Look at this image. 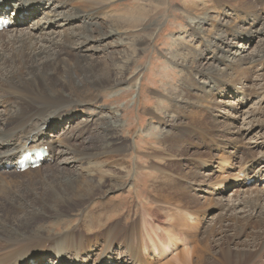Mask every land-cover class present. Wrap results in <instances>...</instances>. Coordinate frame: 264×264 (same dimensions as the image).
Returning <instances> with one entry per match:
<instances>
[{
	"label": "bare ground",
	"instance_id": "obj_1",
	"mask_svg": "<svg viewBox=\"0 0 264 264\" xmlns=\"http://www.w3.org/2000/svg\"><path fill=\"white\" fill-rule=\"evenodd\" d=\"M239 3L241 7L252 4L250 0H239ZM106 5L104 0H0V18L11 21L10 27L0 30L1 188L4 185H10L17 190L21 189L22 186L15 181L19 178L27 191L33 190L37 195L36 190L39 187L37 179L39 178L48 180L51 190L56 194L54 197L58 200L67 203L79 200L89 195V189L95 178L97 185L101 183V179L97 178V174L103 172L98 168L100 162H94L91 159L125 150L123 143L115 146L118 138L105 132L108 124L110 127L119 126L118 113L115 109L107 110L108 114L105 118L108 124L99 125L100 142L98 144L87 145L85 140L87 137L79 141L77 134L75 138L73 137V142L64 143L60 135L70 130L72 126L65 125L62 133L56 132L64 119H69L68 121L71 122L70 114L74 110L73 108L61 109L62 104L68 102L67 105L71 104V107L88 106L99 98L101 90L122 81L120 77H116L122 74L123 66L111 72L110 63L113 64L114 58L113 55L108 56L105 52L115 45L112 40L124 31L123 26H115L117 24L115 22L105 30L103 28L105 24L94 21L96 15L105 11ZM255 14L249 22L244 21L246 27L241 34L250 35L245 34L247 38H242L244 41L239 39L242 41L239 43L234 38L242 35L233 36L231 40L227 37L229 32L238 33L241 29L238 27L240 24L233 22L232 18H221L219 14V18H215V23L210 22L214 29L209 30L211 38L206 40L203 48L207 57L203 59L197 54L198 56L194 55L192 60L195 75H205L202 77L203 80L199 81L201 92L205 96L214 94L210 91L213 86L217 87L216 83L219 87L226 86V77L231 74V70H243V65L246 64L260 70L264 68V66L260 67L261 64L264 65V10ZM201 25L198 28H201L199 30L203 32ZM253 31L255 34H252ZM253 42L257 45L255 49L251 46ZM196 52L199 53V51ZM205 65L206 69L202 70ZM244 69L248 70V67ZM257 77H260V80L264 79V72ZM244 80L248 81L249 76L244 77ZM248 88L253 89L250 86ZM250 97L253 96L250 94ZM204 105L207 106V102ZM249 114L242 125L241 121L233 124L218 120L210 123L205 120L202 126L208 130L203 132L208 133L206 135L208 149L205 156L201 158V162L203 166L210 167L214 161H217L214 173L223 174L216 175L215 182L212 178L214 173L211 171L207 174L202 173L204 177L201 180H197L201 173L191 171L192 175L190 174L193 181L202 185L197 190L199 192L207 190L206 188L211 184L215 186L214 190L218 191L217 194L231 191L226 202H222L221 197L217 198L214 190L208 193V199L206 198L208 201L214 199L218 207H223L217 214L222 218L219 220L218 238L214 240L216 244L222 241L227 242V245L231 243L227 239L228 229L238 227L240 230H236L233 236L237 238L247 233V228L253 225L247 234V240H244L247 246H242L243 241H240V249L220 248V254L226 259L224 262L219 260L217 264H258L264 257L262 256L264 253V188H249L250 185L252 186L249 180L251 178L255 180L258 173L264 170V108L254 109ZM97 117L88 113L81 119L72 117V121L77 119L75 125L77 124L84 131L86 128L89 129L87 126L95 122ZM163 128H166L165 133L168 137L175 138L172 144L181 143L185 136L191 134L190 130L183 133L167 125ZM210 129H217V131L213 134L209 132ZM248 136L250 141L253 138L260 139L263 150L256 151L251 145H247L248 143L245 144ZM215 137L218 141H213ZM209 141L212 143L210 144ZM217 146L220 149L224 148L226 152L233 153L239 159L238 167L234 172L225 170L227 167L231 168L234 162L232 158L213 154L212 150ZM39 147L47 151V156L36 166L19 171L18 165L22 154ZM253 160L258 162L257 167H254ZM67 166L74 169L67 171ZM25 172L26 174L22 175ZM84 177L87 178L84 179ZM59 179L74 180L71 186L75 182L80 185L69 194L66 189H60L56 183ZM239 180L240 188H234L236 186L232 184V181L239 183ZM1 197L4 198V203L0 201V264H39L41 261L45 264H88L91 261L93 264H149L148 256L151 259L157 258L151 253L152 251L148 250L149 236L143 238L145 232L152 227L151 222L158 220L156 216H149V219L141 218V221L131 216L126 218L124 223L121 219L116 220L111 230L98 232L96 224H93L97 222L98 215L89 212L82 215V226L79 228L74 227L75 223L69 218L58 216L52 222L53 228L56 229L59 224L66 223L63 230L54 231L51 234L39 230L32 232L27 227L33 221L34 215L32 217L29 214L31 212L27 211L26 204L21 203L15 194L7 195L4 190H0ZM200 197L197 194L192 197L194 202L190 200L194 203V209L205 206V200L201 202ZM106 209L108 205L104 206L105 212H108ZM192 210L187 209L185 204H178L174 215L177 224L184 227L187 244L190 243L191 237L194 238L192 235L198 232V224L195 223L199 222L198 216ZM38 211L40 212L37 210V213ZM180 215L181 219H179ZM177 224L171 223L170 229L172 228L175 232L178 229ZM118 230L122 231L120 237L116 233ZM52 236H58V239H49ZM168 238L171 242L173 241L171 236ZM51 239L54 241L50 242ZM196 243L199 245L198 240ZM197 245L186 246L176 253L175 258L183 264H207L201 258L206 249H202L199 254ZM207 249L211 256L217 253L210 251V247ZM149 252L150 255H148ZM193 257H196L198 262H195Z\"/></svg>",
	"mask_w": 264,
	"mask_h": 264
},
{
	"label": "rangeland",
	"instance_id": "obj_2",
	"mask_svg": "<svg viewBox=\"0 0 264 264\" xmlns=\"http://www.w3.org/2000/svg\"><path fill=\"white\" fill-rule=\"evenodd\" d=\"M250 2L252 4L241 7L239 0H104V3L107 4L105 11L96 15L94 21L105 24V26L103 25L105 30L115 22L117 23L115 26H123L124 31L112 40L115 45L105 52L106 55H113L114 58L113 64L110 63L111 72L113 69L116 71L119 70L118 67L123 66L122 74L116 77H120L122 81L101 90L99 98L89 104V107H71V104L67 105L68 102L62 104L61 109H74L70 114L72 117L81 119L89 113V115L101 116V119L97 117L95 122L87 126L89 129L86 128L84 131L77 124L75 125L77 119V121H72L71 117V122L68 121L69 119H64L56 132L59 134L65 125L72 126L73 129L71 128L60 135L64 143L73 142V137L75 138L77 134L79 141L87 137L85 139L87 145L98 144L100 142L99 125L106 124L105 115L108 114V111L115 109L118 113L117 123L119 126L110 127L107 123L105 132L118 138L115 141V146L123 143L125 150L92 158L91 161L100 162L98 168L103 172L97 174V178L101 179V183L97 185L95 178L87 197L69 203L54 197L56 194L51 190L48 180L37 179L39 180L37 195L33 190L27 191L19 178L15 181L22 186L21 189L17 190L10 185L0 187V190L6 191L7 195L15 194L21 203L26 204L27 211L31 212L29 214L32 217L34 215L35 218L33 217V221L27 227L31 229L30 231L39 230L51 234L54 231L63 230L66 223L59 224L56 229L53 228L52 222L58 216L69 218L77 224L73 226L79 228L82 226V215L94 212L96 216L98 215V220L93 224H96V230L98 229L100 232L101 230H111L116 220L121 219L124 223L126 218L133 216L135 220L141 221V218L149 219V216L153 215L158 220L155 219L152 221L153 223L151 222L152 227L145 232L143 237L149 236L150 248L148 250L157 257L151 259L148 256L149 264H160V262L161 264H183L175 258L176 253L182 251L186 246L197 245L196 240L199 243L197 245L199 254L202 249H206L201 258L207 264H217L219 260L225 261L224 255L220 254V248L240 249V241L247 240V234L253 225L247 228L246 235L243 234L237 238L233 236L239 228L228 229L227 239L231 243L227 245V242L221 240L222 242L216 244L214 240L218 238L219 220L222 218L217 214L223 207H218L214 199L206 200L208 193H211L215 186L213 187L211 184L206 188L207 190L199 192L197 190L202 185L193 181L190 176L193 172L201 173V176L199 175L197 178V180H201L204 177L202 173L207 174L209 171L214 173L217 167V161H214L210 167L203 166L201 162V158L208 149V144H206L208 133H203L208 130L202 126L205 120L210 123L218 120L233 124L241 121L242 125L243 120H246L251 111L264 108V79L260 80V77H257L258 74L264 72V68L260 70L246 64L243 65V70H231V74L226 77L227 79L225 78L227 85L219 87L216 83L218 88L213 86L210 91L214 94L205 96L199 85V81L203 80L202 77L205 75H195L192 60L194 55L206 59L207 54L203 48L206 45V40L210 37L209 30L214 29L211 23H215V18H219V14L221 18L229 17L234 20L233 22L240 24L238 27L241 29L238 33H228L227 37H230V40L236 35H242L239 38H234L237 43L242 42L239 39H246L245 34L248 33L241 34L243 28L246 27L244 21L249 22L252 16L256 15L255 13L264 10V0H250ZM199 25L202 26L203 32L199 30L201 29L198 28ZM252 34L255 32L253 31ZM244 39L242 40L244 41ZM254 44V42L251 44L252 49L257 47ZM200 58L199 60H201ZM263 66L261 64L260 67ZM247 67L248 70L244 69ZM203 69H206V65ZM246 76H249L248 81L244 80ZM249 86L253 89H249ZM250 94L253 97H250ZM204 101L207 102V106L204 105ZM164 125L174 128L175 131L190 130L191 134L185 136L181 143L172 144L175 138L167 136L166 128H163ZM210 131L214 134L217 129H210ZM249 137H246L245 144L251 145L253 150H263L260 139L253 138L250 141ZM213 141H218V139L215 137ZM209 143L212 142L209 141ZM212 152L215 156L224 155L234 160L231 168L227 167L225 170L234 172L237 169L239 159L233 153L226 152L224 148L220 149L218 146ZM253 161L254 167H257L258 162ZM67 168V171L74 169L70 166ZM26 172L22 175H25ZM222 174L214 173L212 178ZM215 180L213 181L215 182ZM72 182L74 180L59 179L56 181L60 189H66L69 194L80 185L75 182L71 186ZM233 182L232 184L236 186L234 188H240L241 181ZM249 182L252 184L249 188H264V170L258 173L255 180L251 178ZM217 193L218 191L214 190L217 198L221 197L222 202H226L231 191ZM197 194L201 196V202L205 200V206L200 209H194V203H191L194 200L192 197ZM0 201L4 203V198L1 197ZM178 204H185L187 209H193L192 212L198 216L199 222H195L198 224V232L192 235L194 238L191 237L188 244L183 232L184 227L175 221L176 216L174 217V215ZM106 205H108V209H106L108 212L104 210ZM205 209L208 210L204 211ZM37 210L40 212L37 213ZM179 217L181 219V215ZM171 223L178 225L175 232L172 228V230L170 229ZM121 232L119 230L116 232L119 234L118 237L121 236ZM166 235L171 236L173 241L171 242ZM50 238L57 240L58 236ZM54 240L51 239L50 242ZM243 242L242 246L245 245ZM166 244L168 246L165 247ZM245 246H247V242ZM207 247H210V251L217 252L212 255L215 256L214 258ZM263 258L258 264H264ZM192 259L198 262L196 257ZM39 264L45 263L41 261ZM88 264L93 263L91 261Z\"/></svg>",
	"mask_w": 264,
	"mask_h": 264
}]
</instances>
